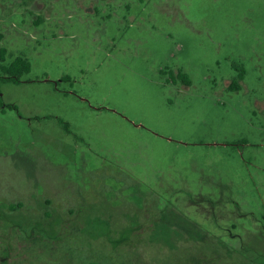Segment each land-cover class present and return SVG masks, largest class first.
Returning a JSON list of instances; mask_svg holds the SVG:
<instances>
[{
  "label": "rangeland",
  "instance_id": "1",
  "mask_svg": "<svg viewBox=\"0 0 264 264\" xmlns=\"http://www.w3.org/2000/svg\"><path fill=\"white\" fill-rule=\"evenodd\" d=\"M1 48L0 264H264V0H0Z\"/></svg>",
  "mask_w": 264,
  "mask_h": 264
},
{
  "label": "trees",
  "instance_id": "2",
  "mask_svg": "<svg viewBox=\"0 0 264 264\" xmlns=\"http://www.w3.org/2000/svg\"><path fill=\"white\" fill-rule=\"evenodd\" d=\"M4 52H5V50L3 48H1L0 49V61L3 60ZM233 66L237 67L236 69L239 70L238 77L240 79H242L243 74H244L243 69L241 67L237 66L236 64H234ZM30 68H31L30 62L27 59L20 57V56H17L8 65H1L0 64V69H1L2 73L5 75V76L0 77V81H3V82L4 81H11V82L17 83V82H19V77L24 73H28L30 71ZM180 76L183 78V81H185V83H186V80L184 79V78H186V75L181 74ZM59 122L63 123V121L61 119H59ZM63 126L67 130V123H64ZM160 229L161 230L159 232L158 231L155 232V236L153 238L150 237V242L154 243L155 246H157L156 244H158V242L160 243V241L162 242V244L171 245L170 241L168 240L169 238H171L170 234H168L164 230V228L161 227V225H160ZM135 232H136L135 230L130 231L129 233H132V234H128L124 238L122 237L123 239L119 238L118 240H115L114 244L119 245V244H122V242L127 241V240H131V242H129L131 244H136L134 241V238H136L134 235ZM109 241L113 242V240H109ZM138 244H140V242ZM138 244L136 246H138ZM115 248H117V247H115ZM118 250H120V249H118ZM18 256L21 257V255H18ZM117 258H119V254L117 255ZM87 264H92V263L87 262ZM123 264H126V263H124V261H123ZM135 264H138V263H135Z\"/></svg>",
  "mask_w": 264,
  "mask_h": 264
}]
</instances>
